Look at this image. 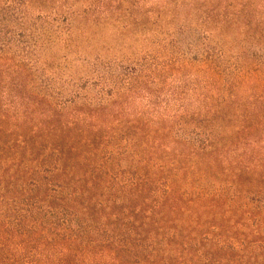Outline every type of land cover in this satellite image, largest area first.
Masks as SVG:
<instances>
[{
    "label": "trees",
    "instance_id": "obj_1",
    "mask_svg": "<svg viewBox=\"0 0 264 264\" xmlns=\"http://www.w3.org/2000/svg\"><path fill=\"white\" fill-rule=\"evenodd\" d=\"M46 3L0 0V264H264V16L228 9L203 111L149 123L117 105L175 64L123 84Z\"/></svg>",
    "mask_w": 264,
    "mask_h": 264
},
{
    "label": "rangeland",
    "instance_id": "obj_2",
    "mask_svg": "<svg viewBox=\"0 0 264 264\" xmlns=\"http://www.w3.org/2000/svg\"><path fill=\"white\" fill-rule=\"evenodd\" d=\"M46 2L44 9L47 12H74L80 16L84 32L94 30L98 33L96 43H93L97 53L113 61L112 71L121 77L123 84L128 80L123 76L126 70L140 71L156 63L164 66L166 62L175 64L153 79V87L147 89L145 85H138L117 105L127 118L149 123L172 121L182 114L183 109L196 115L203 111L207 99L206 78L209 77L199 72L192 60L197 50L211 55H216L218 50L232 53L233 49L227 45V33L223 35L221 28V18L228 14V9L239 5L256 7L259 15L264 16V0ZM86 49L83 48V53ZM93 55L96 56L95 53ZM108 65L102 66L101 72H109ZM77 67L83 69L82 64ZM33 261L32 252H21L14 256L13 261L7 257L5 264H33ZM76 264L106 262L91 260Z\"/></svg>",
    "mask_w": 264,
    "mask_h": 264
}]
</instances>
